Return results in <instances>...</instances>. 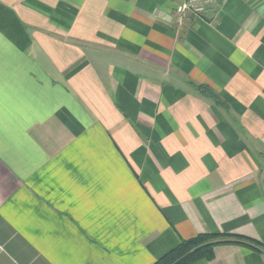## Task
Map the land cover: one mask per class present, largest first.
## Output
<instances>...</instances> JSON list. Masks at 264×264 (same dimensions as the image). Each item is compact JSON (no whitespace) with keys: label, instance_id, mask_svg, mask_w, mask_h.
I'll return each mask as SVG.
<instances>
[{"label":"crops","instance_id":"crops-1","mask_svg":"<svg viewBox=\"0 0 264 264\" xmlns=\"http://www.w3.org/2000/svg\"><path fill=\"white\" fill-rule=\"evenodd\" d=\"M184 1L0 0V264L264 244V0L181 18Z\"/></svg>","mask_w":264,"mask_h":264},{"label":"trees","instance_id":"trees-1","mask_svg":"<svg viewBox=\"0 0 264 264\" xmlns=\"http://www.w3.org/2000/svg\"><path fill=\"white\" fill-rule=\"evenodd\" d=\"M206 95L216 102L217 96L206 86H200ZM221 244H237L250 247L264 253V244L249 236L226 232L199 233L188 239H182L152 264H193L199 260H212L215 257V247Z\"/></svg>","mask_w":264,"mask_h":264},{"label":"built area","instance_id":"built-area-1","mask_svg":"<svg viewBox=\"0 0 264 264\" xmlns=\"http://www.w3.org/2000/svg\"><path fill=\"white\" fill-rule=\"evenodd\" d=\"M217 0H185L177 6V13L181 18L194 15L201 16L213 10Z\"/></svg>","mask_w":264,"mask_h":264}]
</instances>
